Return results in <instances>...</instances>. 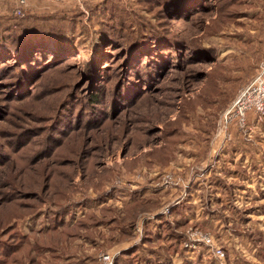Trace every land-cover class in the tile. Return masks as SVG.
I'll return each mask as SVG.
<instances>
[{"label":"rangeland","instance_id":"rangeland-1","mask_svg":"<svg viewBox=\"0 0 264 264\" xmlns=\"http://www.w3.org/2000/svg\"><path fill=\"white\" fill-rule=\"evenodd\" d=\"M32 1L76 48L26 94L0 78V264H264V119L219 125L264 63V0Z\"/></svg>","mask_w":264,"mask_h":264},{"label":"trees","instance_id":"trees-1","mask_svg":"<svg viewBox=\"0 0 264 264\" xmlns=\"http://www.w3.org/2000/svg\"><path fill=\"white\" fill-rule=\"evenodd\" d=\"M161 1L166 2L167 0ZM185 1H189L187 7L184 4V0H168V3H170L169 6L171 4H175L174 6L178 5V10H182L187 13L188 10L195 9L196 7L201 8V6L203 4L205 5L208 0H193L192 3L191 0ZM14 10L15 8L13 7L12 12H9L8 14H0V30L8 33L7 38L0 42V64L3 62L4 58H10L12 59V61L15 60L14 65L9 66L8 64V66L6 65L5 67L0 66V78L2 76H8V78L11 77L9 81H1L2 84L6 85V89L8 91L7 94L10 98H15L20 94H26V91L28 90L27 85L30 82L31 78L33 79L34 77L40 74V71L42 70V68H44L43 66L45 63L52 64L58 61L62 62V60H65L67 59V57H70L72 53L75 52L76 48V43H73L71 41L70 34L68 36L69 31H64V26L67 21H64L61 18H69L67 17L69 15L66 12L60 11L58 13H55L53 16H40L38 14L29 13L27 15L23 14V16L20 17L13 14ZM45 19L50 20L46 21V24L42 29H36L34 27V22H28L29 20ZM30 23L33 24L29 27L34 28H32L27 34L26 30L29 28L27 27V25H29ZM114 34H116V31L114 32ZM104 42H107V40H104L103 43ZM144 45L145 44L140 43L139 48H137V46H134L133 48L140 50L141 46ZM99 49L100 47H98L96 50ZM14 52H16V55H13ZM103 56V51L101 50L97 58L93 59L91 65L94 66V69L98 68V64L101 63ZM40 57L42 59H48L46 60V62H43L42 60H40ZM134 76H136V79L139 80L144 78V82L147 81L146 79H150L152 77L150 71H139L136 72ZM139 86L135 83V81H131L126 84L125 91L119 90L118 92L119 94H121L122 97L126 98L134 94L136 92L135 88ZM93 87L95 88L94 90H92L93 92L89 96V101L93 103L96 102L97 104H99L101 103V99L106 93L104 91V88L102 87V84L98 85L95 82V85ZM118 89H121V87ZM116 100L117 96L115 95V101ZM74 109L75 111H78V108ZM66 110L67 109L64 108L63 112H65ZM92 110L93 113L89 116V122H94L95 117H97L96 107L92 108ZM67 113H69L68 110ZM78 114L83 115L81 110L78 112ZM155 260V264H167L169 256L163 253L162 257L158 255Z\"/></svg>","mask_w":264,"mask_h":264},{"label":"built area","instance_id":"built-area-1","mask_svg":"<svg viewBox=\"0 0 264 264\" xmlns=\"http://www.w3.org/2000/svg\"><path fill=\"white\" fill-rule=\"evenodd\" d=\"M0 1H13L14 4L17 5L13 14L16 16H22L30 0ZM238 94L237 99L232 103L228 111H226L221 117L219 124L221 126L220 133L224 130H228L232 124L237 125V127L241 128V130L247 132L249 127V115L253 113L258 119H264V63L252 82ZM204 240V242L208 245L212 242L210 239L208 240L205 238ZM216 253H218L220 259L224 257V253H221V251L217 250ZM109 259L110 257H105V260Z\"/></svg>","mask_w":264,"mask_h":264},{"label":"crops","instance_id":"crops-1","mask_svg":"<svg viewBox=\"0 0 264 264\" xmlns=\"http://www.w3.org/2000/svg\"><path fill=\"white\" fill-rule=\"evenodd\" d=\"M35 1H37V0H33L32 1V5H36L35 3ZM66 0H64V1H61L60 0V2L58 1V0H53V2H51V3H53V4H55V7L58 9V11H60L61 10V8L63 7H65V4L66 3H64ZM76 1V0H75ZM84 1H86V0H84ZM87 1H89V0H87ZM93 1V0H92ZM91 1V2H92ZM69 2L70 3H72V2H74V0H69ZM4 9V11L2 12V13H4V14H8L9 12H12L13 11V5L12 4H10L9 2H7V1H0V10L1 9ZM58 11H56V12H58Z\"/></svg>","mask_w":264,"mask_h":264}]
</instances>
